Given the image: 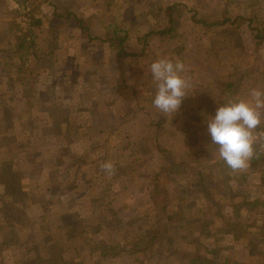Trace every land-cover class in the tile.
Listing matches in <instances>:
<instances>
[{
    "label": "rangeland",
    "instance_id": "374dc122",
    "mask_svg": "<svg viewBox=\"0 0 264 264\" xmlns=\"http://www.w3.org/2000/svg\"><path fill=\"white\" fill-rule=\"evenodd\" d=\"M161 58L190 82L171 117ZM252 87L264 0H0V264H264V145L233 173L207 131Z\"/></svg>",
    "mask_w": 264,
    "mask_h": 264
},
{
    "label": "clouds",
    "instance_id": "9594fccd",
    "mask_svg": "<svg viewBox=\"0 0 264 264\" xmlns=\"http://www.w3.org/2000/svg\"><path fill=\"white\" fill-rule=\"evenodd\" d=\"M183 62L158 59L150 63L148 72L155 83L152 106L167 117L176 113L190 87L183 75ZM264 89L252 87L246 98H230L216 109L207 122L211 142L216 145L219 160L233 173L246 171L256 155V145H264ZM113 164L105 162L102 170L111 172Z\"/></svg>",
    "mask_w": 264,
    "mask_h": 264
},
{
    "label": "trees",
    "instance_id": "16d2710c",
    "mask_svg": "<svg viewBox=\"0 0 264 264\" xmlns=\"http://www.w3.org/2000/svg\"><path fill=\"white\" fill-rule=\"evenodd\" d=\"M25 16H26V27L20 30V37H19V41L17 44V49L22 50L24 52L22 54L35 55L36 54V49H35L36 29L39 27L41 23V19L37 15L31 12L26 14ZM120 46L122 50L123 47L121 43H120ZM4 188L5 189L2 192V194L6 193L8 195L9 194L12 196L14 195L13 197L15 200L13 201V203L16 204L18 202L15 196L17 195V188L16 189H12L11 187H4Z\"/></svg>",
    "mask_w": 264,
    "mask_h": 264
}]
</instances>
